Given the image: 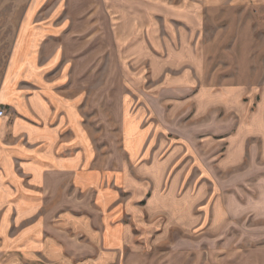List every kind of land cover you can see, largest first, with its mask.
<instances>
[{"label": "rangeland", "instance_id": "1", "mask_svg": "<svg viewBox=\"0 0 264 264\" xmlns=\"http://www.w3.org/2000/svg\"><path fill=\"white\" fill-rule=\"evenodd\" d=\"M87 3L84 23L75 29L79 74L72 83L80 98L88 94L98 151L116 163L121 139L115 117L123 97L156 125L153 147L160 145L156 161L148 155L137 174L144 198L128 217L127 264H261L263 186L253 165L262 156L249 151L264 148V93L183 89L199 40L230 34L228 9L215 21L198 0ZM10 24L0 11V81ZM215 71L210 65L208 83L222 78Z\"/></svg>", "mask_w": 264, "mask_h": 264}, {"label": "crops", "instance_id": "2", "mask_svg": "<svg viewBox=\"0 0 264 264\" xmlns=\"http://www.w3.org/2000/svg\"><path fill=\"white\" fill-rule=\"evenodd\" d=\"M14 1L0 5L13 35L0 81V264H127L128 217L144 198L137 174L160 152L157 127L123 97L116 163L100 153L88 94L80 98L72 83L87 0ZM198 1L215 21L228 9L230 34L199 40L184 91L264 93V0ZM210 65L222 77L213 83ZM249 155L262 156L253 166L264 212V148Z\"/></svg>", "mask_w": 264, "mask_h": 264}, {"label": "built area", "instance_id": "3", "mask_svg": "<svg viewBox=\"0 0 264 264\" xmlns=\"http://www.w3.org/2000/svg\"><path fill=\"white\" fill-rule=\"evenodd\" d=\"M4 113H5V109L4 108L0 109V116L4 115Z\"/></svg>", "mask_w": 264, "mask_h": 264}]
</instances>
